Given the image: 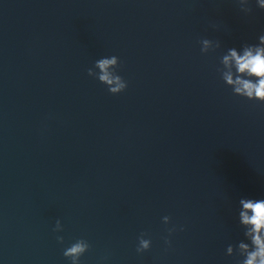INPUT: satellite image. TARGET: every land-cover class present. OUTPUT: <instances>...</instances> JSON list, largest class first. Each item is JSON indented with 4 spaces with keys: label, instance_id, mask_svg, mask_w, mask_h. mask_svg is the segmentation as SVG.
<instances>
[{
    "label": "water",
    "instance_id": "water-1",
    "mask_svg": "<svg viewBox=\"0 0 264 264\" xmlns=\"http://www.w3.org/2000/svg\"><path fill=\"white\" fill-rule=\"evenodd\" d=\"M250 6L0 0V264H70L80 238V264H236L239 200L264 198V105L216 68L264 34ZM113 55L118 95L87 75Z\"/></svg>",
    "mask_w": 264,
    "mask_h": 264
},
{
    "label": "clouds",
    "instance_id": "clouds-1",
    "mask_svg": "<svg viewBox=\"0 0 264 264\" xmlns=\"http://www.w3.org/2000/svg\"><path fill=\"white\" fill-rule=\"evenodd\" d=\"M239 10L245 15L252 12L250 0H236ZM256 6L264 10V0H255ZM199 44L201 54H207L221 47L220 41L207 38L201 39ZM119 58L115 55L100 58L95 61L92 68L87 69V75L97 79L112 95H118L126 90L127 81L117 74L120 67ZM98 69V71H96ZM224 85L231 88L234 96L247 101H255L264 105V34L258 36V43L243 44L239 49L232 47L220 57L219 66L216 68ZM162 222L167 225L169 216H164ZM238 223L243 229L244 240L235 246L229 244L226 248L227 256H237L240 259L236 264H264V198H242L239 200ZM63 230L59 219L56 220L54 232ZM177 230L176 226L167 229L171 236ZM180 231H183L181 226ZM146 233L138 237L136 252L143 253L149 250L151 240L145 239ZM57 242L64 243L62 236L56 237ZM247 242H244V241ZM166 245L171 241L164 238ZM90 249V244L83 238L77 239L63 251V256L70 264H80V258Z\"/></svg>",
    "mask_w": 264,
    "mask_h": 264
}]
</instances>
